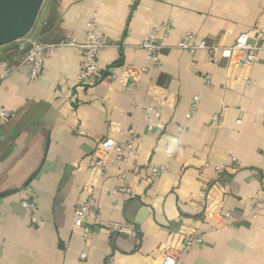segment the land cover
I'll list each match as a JSON object with an SVG mask.
<instances>
[{"label": "crops", "instance_id": "0c3cea01", "mask_svg": "<svg viewBox=\"0 0 264 264\" xmlns=\"http://www.w3.org/2000/svg\"><path fill=\"white\" fill-rule=\"evenodd\" d=\"M91 22L110 44L95 85L76 83L78 49L54 53L29 82L16 71L17 41L0 47V76L12 71L0 81L10 114L0 126V264H161L192 237L202 244L176 264H264V54L245 67L177 48L187 33L224 47L243 33L264 44V0H43L27 35L83 42ZM167 23L150 67L139 46ZM126 66L148 68L135 87ZM106 139H133L134 157L110 153L95 168ZM88 199L85 238L74 219Z\"/></svg>", "mask_w": 264, "mask_h": 264}, {"label": "built area", "instance_id": "2783aa9c", "mask_svg": "<svg viewBox=\"0 0 264 264\" xmlns=\"http://www.w3.org/2000/svg\"><path fill=\"white\" fill-rule=\"evenodd\" d=\"M95 22L87 24L86 37L83 42H78L75 39H64L58 43H46L33 38L32 36H25L19 39L17 43V50L23 53V58L17 67V70L26 69L27 79L29 82L36 81L43 73L44 63L54 53L60 49L69 47L75 48L81 51L82 61L80 64V70L77 75L76 83L78 85L90 86L95 85L101 75L98 66L99 54L110 46L109 42L96 32ZM159 31H162L163 36L159 38ZM170 24L155 25L148 37L141 43L139 49L145 53L146 61L150 67H157L160 62V53L164 47V41L169 35ZM181 50L187 51L191 55H195L199 51H207L212 54V59L217 60L216 57L226 59L229 63L239 62L245 67H252L260 60V55L264 54V44L251 43L247 34L243 33L237 37L234 44L228 47L219 46L215 43H210L206 40H200L194 37L191 33H187L183 36L182 40L178 44ZM126 75H128L130 87L137 85L139 77L147 72L146 67H122L121 69ZM12 72V71H11ZM11 72L6 71L4 75L0 76V81L3 77L10 75ZM14 72V71H13ZM109 79H117V74H110ZM197 100L191 107L193 113ZM9 112L2 106H0V126L9 118ZM132 135L133 132L129 131ZM110 153H116V161L122 160L126 155L134 157L135 147L134 140L130 139L126 142H120L115 139H106L98 143L96 146L93 159L95 168H102L104 161ZM164 169L152 167V173H161ZM30 192V190H27ZM117 194L129 199L133 198V192L126 187L119 188ZM21 206L27 210L31 215V223L37 224L38 218L35 211V204L31 200L21 201ZM92 199L86 200L84 203L79 204L75 210L74 228L81 229L82 234L87 238L90 234V230L83 226L84 220L89 210L92 209ZM251 210L256 213V209L253 207ZM230 215H225L229 218ZM105 230L111 233L126 234L127 230L121 226L114 224H107L104 227ZM203 242L201 237H192L187 239L183 243V247L174 252L171 249H166L163 253L161 264H176L177 259L181 254L188 252L196 245H201ZM82 259L85 258L81 255Z\"/></svg>", "mask_w": 264, "mask_h": 264}, {"label": "water", "instance_id": "95a60500", "mask_svg": "<svg viewBox=\"0 0 264 264\" xmlns=\"http://www.w3.org/2000/svg\"><path fill=\"white\" fill-rule=\"evenodd\" d=\"M43 0H0V47L18 41L32 29Z\"/></svg>", "mask_w": 264, "mask_h": 264}]
</instances>
